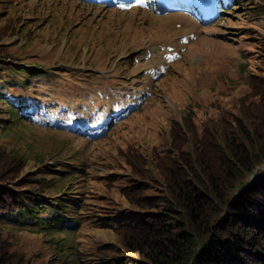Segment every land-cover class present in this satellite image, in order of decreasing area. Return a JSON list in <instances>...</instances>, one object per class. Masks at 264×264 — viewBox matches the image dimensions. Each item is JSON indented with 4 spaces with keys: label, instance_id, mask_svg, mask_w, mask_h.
I'll return each mask as SVG.
<instances>
[{
    "label": "rangeland",
    "instance_id": "374dc122",
    "mask_svg": "<svg viewBox=\"0 0 264 264\" xmlns=\"http://www.w3.org/2000/svg\"><path fill=\"white\" fill-rule=\"evenodd\" d=\"M178 2L190 3L0 0L2 75L6 63L41 72L15 93L23 113L28 103L39 112L15 120L0 138V172L31 192L56 183L48 197L83 193L75 215L84 250L105 238L100 215L130 211L139 189L161 182L155 154L172 142L170 128L189 110L198 123L222 116L248 91L256 44L264 42V0H194L168 9ZM4 105L1 98L0 112L9 110ZM17 149L21 161L12 158ZM57 165L69 171L64 179L44 170ZM11 227V238L40 264L56 239H71L67 231Z\"/></svg>",
    "mask_w": 264,
    "mask_h": 264
},
{
    "label": "trees",
    "instance_id": "16d2710c",
    "mask_svg": "<svg viewBox=\"0 0 264 264\" xmlns=\"http://www.w3.org/2000/svg\"><path fill=\"white\" fill-rule=\"evenodd\" d=\"M256 48L248 91L222 116L198 123L189 110L170 128L172 142L155 154L161 182L154 191L139 189L130 211L100 215L106 221L97 228L105 238L86 250L75 215L84 208L83 193L81 199L73 191L48 197L45 190L56 183L31 192L15 184L14 174L0 172V184H7L0 186V264L41 262L11 238V226L71 233V239H56V251L43 264H264V42ZM6 64L0 99L9 110L0 112V138L15 120L24 121V98L15 93L41 73L28 68L33 65ZM14 155L23 160L18 149ZM59 166L44 170L64 179L69 171Z\"/></svg>",
    "mask_w": 264,
    "mask_h": 264
}]
</instances>
